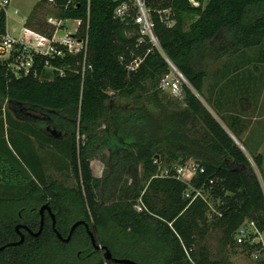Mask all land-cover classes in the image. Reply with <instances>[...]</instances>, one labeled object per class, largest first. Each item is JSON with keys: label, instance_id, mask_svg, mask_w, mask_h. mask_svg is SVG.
I'll use <instances>...</instances> for the list:
<instances>
[{"label": "trees", "instance_id": "trees-1", "mask_svg": "<svg viewBox=\"0 0 264 264\" xmlns=\"http://www.w3.org/2000/svg\"><path fill=\"white\" fill-rule=\"evenodd\" d=\"M49 1L58 8L59 19L81 21L74 37L87 44L76 54L61 45V55L34 54L26 75L12 70L13 56L0 59V247L7 245L0 250V264H124L94 250L84 225L68 242L57 237L54 229L66 238L78 220L93 231L91 218L97 242L113 257L137 264H218L204 247L193 248L197 235L220 227L225 245L237 249L232 233L244 220L264 230V191L253 166L262 169V155L240 148L200 98L216 62L264 41V0H197V6L189 0H146L160 49L147 37L138 42L132 16H114L118 1ZM166 8L174 19L170 27L157 13ZM6 35L7 14L0 9V45ZM137 58L138 66L128 69ZM166 59L188 82L183 106L159 87L169 69ZM48 69L52 77L43 79ZM23 109L44 116L30 117L36 124H20L11 111ZM28 134L67 159L77 181L72 190L56 182L46 185L41 157L28 145ZM95 149H105L119 166L142 164L145 183L139 186L136 179L104 205L97 197L101 181L90 166ZM156 155L165 164L200 160L203 171H197L191 185L201 188L209 203L200 197L191 201L192 193L185 197L188 184L174 176L175 166H159ZM163 169L168 175L161 176ZM136 171L127 168L133 176ZM137 201L145 210H139ZM45 203L55 226L45 212L38 237L21 227L23 243L9 245L20 239L18 224L32 232L39 229V209Z\"/></svg>", "mask_w": 264, "mask_h": 264}, {"label": "rangeland", "instance_id": "rangeland-1", "mask_svg": "<svg viewBox=\"0 0 264 264\" xmlns=\"http://www.w3.org/2000/svg\"><path fill=\"white\" fill-rule=\"evenodd\" d=\"M9 1L10 3L7 6L8 28L12 32L22 31V24L26 13L31 10V7H33L38 0ZM58 12V8L51 1L48 0L45 2H38L33 8V11L31 13V19L28 22L29 25L27 26V28L29 30L31 29L37 34L44 36H48L47 34L50 32H52L53 34L54 30L58 27L59 24ZM63 22L64 23H60L59 25L61 29L62 27H64L65 24V27L67 26L68 28L66 27V30H60L58 33L59 36L64 35L65 33H67V31L73 30L77 25L76 20H66V22ZM243 52L245 53L242 56H248L250 58V61L251 59H257V62L262 61V59L264 60V41L259 46L251 47ZM244 62L246 61L242 59V63ZM213 66L209 70H213ZM255 66L258 67L257 71H255ZM250 68H252V72L250 71ZM263 71L264 68H262L260 64L259 66L258 63L254 64L253 66H250L249 64V67H247L245 71L244 69L243 71L241 70L242 73L238 75L239 85L241 84L243 78L246 77L249 84H252L254 88L261 87L260 80L264 81ZM251 73L256 76L255 79H251V76L249 75ZM51 77L52 70L48 69L47 74L42 78L50 79ZM225 87L229 88V86ZM161 90L163 92V95H165L167 98H170L181 106H183L182 101L171 98L165 90ZM6 106L7 104L4 103L3 109H5ZM150 108L154 110L152 106ZM11 112L13 118L17 119L20 124H36L30 119V117L42 118V116H44L42 112L33 109H23ZM3 117L4 114L0 116V118ZM4 126V128L7 127L6 124ZM28 136V145L31 146L34 149L35 153L41 157L42 167L44 170L43 179L46 185L50 184L51 182H56L60 185H63L66 189L72 190V188L77 185V181L72 171L70 170L71 168L68 166L67 159L65 157H63L64 159H60V157H58L59 154H56L55 150L50 145H44L41 147V145L32 135L28 134ZM52 136L56 137L57 135L55 134V132H53ZM166 156L167 155H165L164 158H167ZM90 159L92 173L97 179H99V181H101V185L97 191V197L98 200L103 202L104 205L110 204L114 199L113 196L119 198L125 192L126 188L130 189V186L136 179L139 180V186H142L145 183V180L142 179V164L131 163L119 166V163L115 160L114 156L112 154H108L105 149L93 150ZM155 162L159 164V166H177L175 165L176 162L173 161L169 163L170 165L165 164V159L164 161H161L160 157L157 155ZM251 162L253 163V160ZM129 165L133 168H136L137 173L135 174V176L127 172V168L130 167ZM253 166L254 171L258 179L260 180L264 191V170L257 168L254 164ZM112 169L116 170L114 174L115 177L113 178L111 175V177H108ZM137 202L140 205V201ZM78 204L79 202H74L73 205L77 207ZM140 206V211L145 210L142 205ZM77 216L80 217L79 212L77 213ZM91 225L93 227V230L95 231L96 228L94 226V221L92 218ZM197 240L198 241L196 245H193V248L199 249L200 247H204L211 261H217L218 264H248V262L242 257L241 252L238 248L235 249L232 246L225 245L223 241L224 231L220 227L210 228L208 232L205 233V235L201 238L199 237V235H197ZM150 252V247H148V250H144V254L146 255V257L150 255Z\"/></svg>", "mask_w": 264, "mask_h": 264}, {"label": "built area", "instance_id": "built-area-1", "mask_svg": "<svg viewBox=\"0 0 264 264\" xmlns=\"http://www.w3.org/2000/svg\"><path fill=\"white\" fill-rule=\"evenodd\" d=\"M119 4L116 6L114 16L124 20L128 16H132L133 23L137 26L140 37L138 42L141 43L144 37L149 39V42L160 49L158 38L154 34V21L151 16V9L147 5L146 0H114ZM192 5L197 6V0H189ZM9 0H0V9H4L7 14V6ZM157 13L160 19L167 25L172 26L174 19L172 18V10L170 8L159 9ZM133 14V15H132ZM79 26L80 20H76ZM63 23L59 19L58 27L54 30L51 36H44L35 33L29 29H23V38H14L6 35L0 45V59L5 60L13 56L11 64L12 70L16 75L28 74L33 65V55L41 54L43 56H58L63 53V50L58 46L61 45L66 48L67 52L76 54L80 50L86 48L87 39H78L74 37L78 27L73 32L67 31L62 36L58 33L61 29L59 26ZM18 44L20 46H18ZM141 59H135L134 62L128 66V69H135ZM169 65L168 71L160 78L159 87L165 90L172 98L181 100L183 97V86L188 84L184 75L178 68L166 59ZM195 160H188L183 164H179L174 168V176L182 182L188 184V190L185 197L192 198L191 201L197 197L202 198L208 202V196L201 188H193L191 185L192 179L195 177L198 170L203 171ZM169 170H161V176L168 175ZM233 245H235L241 252L242 257L248 264H264V230H261L253 220H244L232 233Z\"/></svg>", "mask_w": 264, "mask_h": 264}, {"label": "crops", "instance_id": "crops-1", "mask_svg": "<svg viewBox=\"0 0 264 264\" xmlns=\"http://www.w3.org/2000/svg\"><path fill=\"white\" fill-rule=\"evenodd\" d=\"M34 6L24 17L22 31H10L7 20L8 35L18 39L24 37L23 29H28L25 27V21L31 15ZM63 21L66 22V20ZM65 25L62 30L68 28ZM244 53L225 57L214 64L213 70H209L204 79L203 96L200 98L207 109L246 153L262 155V169L264 170V81L260 80L261 87L254 88L252 84H249L246 77L243 78L242 82L240 80V85L238 80V75L242 73L241 70L244 69L245 71L249 64L253 66L258 63V66L260 64L264 68V60L257 62V59H251L250 61L248 56H242ZM242 59L246 62L242 63ZM257 70L258 67L255 66V71ZM250 71L252 72V68ZM249 75L251 79L256 77L252 73ZM225 86H229V88Z\"/></svg>", "mask_w": 264, "mask_h": 264}, {"label": "water", "instance_id": "water-1", "mask_svg": "<svg viewBox=\"0 0 264 264\" xmlns=\"http://www.w3.org/2000/svg\"><path fill=\"white\" fill-rule=\"evenodd\" d=\"M239 145V143H237ZM240 148H242L241 145H239ZM243 149V148H242ZM195 162L197 164H200V160H195ZM45 212L48 213V215L51 217L52 219V226H55V215L52 212V209L50 207V205L48 203L43 204L40 209H39V214H40V225H39V229L36 232H32L30 229H28L27 226H22L20 224H18L16 226V231L18 232L20 239L16 242L10 243L9 245L11 246H15V245H20L21 243H23L24 239H25V235L24 233L21 232L20 228H24L25 230H27V232L31 233L33 236L38 237L43 230V225H44V218H45ZM79 225H84L87 229L88 235L90 237V241L91 244L93 246L94 250H102L104 252V257L105 259H109V260H113L116 263H124V264H137L134 260L132 259H128V258H115L112 256L110 250L106 247L103 246L101 244H99L96 240V237L94 235V230H90L88 224L86 223L85 220H78L76 222H74L70 228L69 234L66 238L62 237V235L56 230V234L57 237L65 242H68L71 239V236L73 234V232L75 231V229L79 226ZM7 245L1 246L0 250H3Z\"/></svg>", "mask_w": 264, "mask_h": 264}, {"label": "flooded vegetation", "instance_id": "flooded-vegetation-1", "mask_svg": "<svg viewBox=\"0 0 264 264\" xmlns=\"http://www.w3.org/2000/svg\"><path fill=\"white\" fill-rule=\"evenodd\" d=\"M24 229V228H23Z\"/></svg>", "mask_w": 264, "mask_h": 264}]
</instances>
